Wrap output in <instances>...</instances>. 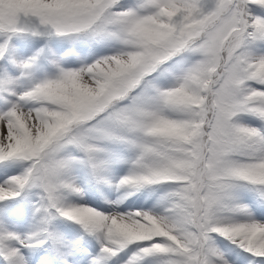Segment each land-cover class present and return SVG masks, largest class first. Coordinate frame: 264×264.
Here are the masks:
<instances>
[{
	"label": "snow or ice",
	"instance_id": "1",
	"mask_svg": "<svg viewBox=\"0 0 264 264\" xmlns=\"http://www.w3.org/2000/svg\"><path fill=\"white\" fill-rule=\"evenodd\" d=\"M0 264H264V0H0Z\"/></svg>",
	"mask_w": 264,
	"mask_h": 264
}]
</instances>
